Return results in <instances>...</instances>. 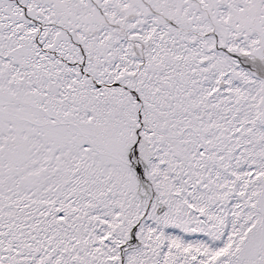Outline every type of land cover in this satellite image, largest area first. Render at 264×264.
<instances>
[{
  "label": "snow or ice",
  "instance_id": "snow-or-ice-1",
  "mask_svg": "<svg viewBox=\"0 0 264 264\" xmlns=\"http://www.w3.org/2000/svg\"><path fill=\"white\" fill-rule=\"evenodd\" d=\"M0 264H264V0H0Z\"/></svg>",
  "mask_w": 264,
  "mask_h": 264
}]
</instances>
